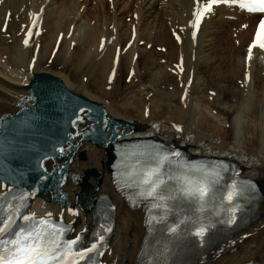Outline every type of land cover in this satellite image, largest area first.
<instances>
[{"label":"bare ground","instance_id":"bare-ground-1","mask_svg":"<svg viewBox=\"0 0 264 264\" xmlns=\"http://www.w3.org/2000/svg\"><path fill=\"white\" fill-rule=\"evenodd\" d=\"M90 2L94 5L88 10L85 4ZM207 3L0 0V114L14 111L24 94L23 86L33 74L51 73L70 91L133 126L120 140L149 136L192 155L225 157L239 165L243 177L264 181V49H251L249 58L259 16L233 4L214 5L202 18L194 39L193 12ZM225 23L237 25L230 36V53L213 35L219 37V28ZM157 49L164 53H156ZM155 55L163 66L155 64ZM201 71L206 72L203 78ZM121 72L127 93L113 94ZM180 76L183 85L178 88L176 79ZM167 81L175 83L170 91L161 87ZM186 82L192 86L186 87ZM209 86L215 91L214 97L206 93ZM197 106L201 110L197 111ZM204 110L218 117L223 126L217 127ZM80 153L84 159L73 158L62 185L69 204L32 196L31 213L70 223L74 236L88 234L92 214L82 210L73 198L87 172H100L97 180L89 175L86 182L97 188L94 196L104 193L110 197L116 214L101 264H137L145 241L144 212L128 208L115 193L103 149L86 143ZM7 190L0 183V195ZM254 204L259 208L253 222L221 238L196 264H241L249 260L264 264V197Z\"/></svg>","mask_w":264,"mask_h":264},{"label":"water","instance_id":"water-1","mask_svg":"<svg viewBox=\"0 0 264 264\" xmlns=\"http://www.w3.org/2000/svg\"><path fill=\"white\" fill-rule=\"evenodd\" d=\"M23 90L14 111L0 115L1 183L52 200L74 155L84 159L79 148L87 142L105 149L109 166L112 144L126 122L51 73L33 74Z\"/></svg>","mask_w":264,"mask_h":264},{"label":"snow or ice","instance_id":"snow-or-ice-1","mask_svg":"<svg viewBox=\"0 0 264 264\" xmlns=\"http://www.w3.org/2000/svg\"><path fill=\"white\" fill-rule=\"evenodd\" d=\"M197 3L199 4V0H197ZM220 3L239 4L242 9L249 12L264 13V0H208L207 4L194 10V25L198 27L204 15L210 12L214 5ZM33 23L35 24V22ZM192 35L195 39L196 32L193 31ZM257 37H264V19L258 25ZM24 43L27 45L28 40L26 39ZM253 46L249 47V58H251ZM261 46L264 47V43ZM77 119H82V117H77ZM168 161L169 158L167 156H158L154 158L149 167L138 174L139 195L145 199L150 198L156 201L155 206L157 207H166L167 202L183 200L196 205L198 210H203L204 206L213 198H219L222 202L230 205L240 194L239 186L236 183L223 187L219 186L220 173L216 170L188 166L181 175H169L164 170ZM170 181L175 183V188L171 192L168 190ZM235 211L236 209L233 208V214L226 221L228 224L235 221ZM22 219L27 221L30 218L24 216ZM163 220L164 217H161V222ZM14 223L15 220L11 214L0 218V237L5 236L12 229ZM183 223L191 225L190 234L201 241L208 229L212 227L211 224H204L198 219L189 218L187 221L182 220L179 224L168 227L167 230L175 234L180 224ZM100 240H103L102 236ZM75 243V240L70 242L66 246L67 250L70 251ZM97 247V243H93L86 250L75 253V256H78L80 260H84ZM0 264H78V261L71 260L68 251L61 250V244L58 241L49 240L46 232L34 228L27 231L20 229L8 240L0 239Z\"/></svg>","mask_w":264,"mask_h":264},{"label":"rangeland","instance_id":"rangeland-1","mask_svg":"<svg viewBox=\"0 0 264 264\" xmlns=\"http://www.w3.org/2000/svg\"><path fill=\"white\" fill-rule=\"evenodd\" d=\"M85 1V0H84ZM94 5V3L93 2H90V3H87V4H85V7H88L87 9L88 10H90L91 8H92V6ZM129 20V17L126 19V21H128ZM235 24H236V22H235ZM235 24H232V25H235ZM231 24H228L227 25V23H225L224 25H221L220 26V32H221V35H219V37H218V34H213V35H215V37L217 38V40H218V42H220L219 43V45L223 48V49H225V50H227L228 52L230 51V45L232 44L231 42H232V37H230L231 36V33L232 32H236L237 31V25H235V26H232ZM226 26V27H225ZM227 26H228V28H227ZM3 27H6L5 25L3 26ZM5 29V28H4ZM245 29H241V31L243 32V34H245L246 33V31H244ZM222 31H223V33H222ZM241 32V33H242ZM229 33V34H228ZM223 34V35H222ZM242 34V35H243ZM142 43V42H141ZM58 44H59V40H58V42H57V46H58ZM73 45V43L71 44V46ZM151 44H149V46H150ZM149 46H147V48L146 49H149V50H151L150 48L151 47H149ZM227 46V47H226ZM229 47V48H228ZM157 51V52H156ZM155 52L156 53H161V52H163V51H161V50H156ZM231 52V51H230ZM229 52V53H230ZM164 53V52H163ZM118 55V54H117ZM156 56V55H155ZM153 57V60L155 61V64L156 65H158V66H163V63H161V62H163L161 59H158L157 58V56L156 57ZM214 56V59H218L219 57H217V55H213ZM51 60V59H50ZM49 60V61H50ZM157 61H159V62H157ZM162 64V65H161ZM62 66H63V64H62ZM158 66H155L154 68H158ZM72 68H70L69 70H71ZM167 70V69H166ZM154 71H156V69H154ZM167 72H168V70H167ZM202 72V74L200 73V76H202V78L204 77V75L206 74V72L205 71H201ZM84 80L86 81L87 79L86 78H84ZM177 81H178V83H177V86H178V88H179V86L180 87H182V85H183V82H182V80H181V76L180 77H178L177 79H176ZM128 81V80H127ZM125 83H126V79L124 78V73L123 72H121V76H120V78L118 79V82L116 83V85H115V87H114V89L112 90V93L113 94H115V92H119L120 94H122V95H124L125 93H127L126 91H125ZM166 83H168L167 85H162L161 87H162V90H171V88L173 87V85L175 84H173V82H172V85H171V83H170V81H167ZM187 83V82H186ZM238 84L240 85V82H238ZM188 85L189 84H186V87H188ZM190 86H192V84L190 85ZM212 86L210 87H208V89H207V91H206V93H207V95H209V96H211V97H214L215 96V91L213 92L212 91ZM158 89V88H157ZM197 89V88H196ZM211 89V90H210ZM208 90H210V92L208 91ZM194 92V91H193ZM209 92V93H208ZM214 93V94H213ZM150 94H152V92H150ZM110 99L111 100H113L112 99V97H110ZM146 100H147V98H146ZM160 101H163V100H160ZM109 103H110V101H109ZM176 106L178 105V103H176L175 104ZM201 108L202 107H200V106H197L196 107V110L197 111H199V110H201ZM203 110V109H202ZM204 112H206V110H204ZM206 114L212 119V121H213V123L217 126V127H222L223 126V123L220 121V119L218 118V117H216V116H213V114H211V113H209V111H207L206 112ZM122 117H126V116H122ZM178 130H179V128H178ZM100 173V172H99ZM90 177H92V176H90ZM93 178V177H92ZM4 186V185H3ZM81 191V187H80V190L77 192V194L79 193ZM75 197V196H74ZM73 199H75V198H73Z\"/></svg>","mask_w":264,"mask_h":264}]
</instances>
